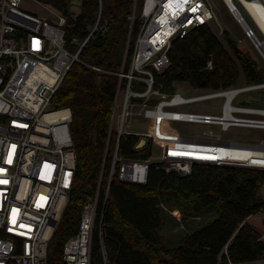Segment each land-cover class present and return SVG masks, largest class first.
Instances as JSON below:
<instances>
[{
  "label": "built area",
  "instance_id": "built-area-1",
  "mask_svg": "<svg viewBox=\"0 0 264 264\" xmlns=\"http://www.w3.org/2000/svg\"><path fill=\"white\" fill-rule=\"evenodd\" d=\"M23 0H0V264H49V246L72 198L76 182L77 153L71 132L70 108H55L52 99L80 53L98 29V23L81 42L76 53L67 47L66 17L59 14L58 24L24 11ZM44 3L43 0H33ZM241 26L246 38L264 61V0H223ZM236 2L253 21L251 26ZM253 5L252 9L246 4ZM136 11V9H135ZM135 17L132 18V20ZM135 52L128 70L114 73L118 86L111 110L109 136L117 135L108 187L104 202L100 185L95 195L87 196L75 234L62 249L64 264H94V241L98 235L102 260L114 264L104 247V211L115 174L122 181L146 183L150 165L167 173L190 175L195 164H209L264 171V139L238 142L228 138L231 126L258 128L264 134V107L236 106L241 93L264 89V80L247 85L204 90L185 98L159 89L156 74L171 64L170 50L177 38L190 30L210 25L221 39L216 14L209 0H144ZM243 45L242 39H237ZM73 43H77L76 40ZM213 68L212 61L207 64ZM94 70L108 73L97 67ZM136 87V88H135ZM224 99L221 113H184L166 108L208 99ZM139 107V111L135 108ZM135 116L146 119L184 121L210 125L201 136L132 131ZM123 135H137L141 142L156 140L161 156L154 160L126 158L120 154ZM264 198V197H263ZM167 210L166 207H164ZM182 222L183 216L174 213ZM227 244L218 264H264L263 259L237 263Z\"/></svg>",
  "mask_w": 264,
  "mask_h": 264
},
{
  "label": "trees",
  "instance_id": "trees-1",
  "mask_svg": "<svg viewBox=\"0 0 264 264\" xmlns=\"http://www.w3.org/2000/svg\"><path fill=\"white\" fill-rule=\"evenodd\" d=\"M66 17V47L76 53L98 23V29L80 53L62 86L54 95L55 108H70L71 132L77 153L76 182L71 201L49 246V264H64L65 241L76 233L86 197L100 185L101 204L109 183L111 160L117 135L113 133L106 161L111 110L119 78L114 73L129 69L143 20L144 0H43ZM76 40L77 43H73ZM252 51L238 43L228 31L220 39L210 25L190 30L173 41L171 64L157 73L159 89L172 93L176 82H187L199 90H218L264 80V71ZM212 61L213 68H207ZM93 67L105 70L101 73ZM153 141L141 142L137 135H123L120 154L147 160ZM264 171L209 164H195L190 175L167 173L150 165L146 183L122 181L115 174L104 211V247L114 264H218L229 244L230 258L237 263L264 258V241L247 222L264 211L259 194ZM164 207L179 210L183 217L215 218L179 241L165 239ZM102 260L98 235L94 241V264Z\"/></svg>",
  "mask_w": 264,
  "mask_h": 264
},
{
  "label": "rangeland",
  "instance_id": "rangeland-1",
  "mask_svg": "<svg viewBox=\"0 0 264 264\" xmlns=\"http://www.w3.org/2000/svg\"><path fill=\"white\" fill-rule=\"evenodd\" d=\"M216 14V23L220 35L221 31L228 30L236 39L243 40V46L246 49L252 51L249 52L253 55L254 59L264 71V61L258 52L252 47L250 41L246 38L241 26L237 23L236 19L227 9L223 0H209ZM82 0H77L75 5L72 7V15L77 17L81 11ZM240 11L248 21V23L255 28V25L251 18L248 16L244 8L236 2ZM20 8L31 14L40 17L43 20L49 21L51 24H58L59 12L47 3H38L33 0H23L20 4ZM256 29V28H255ZM259 38L264 39L262 35L257 31ZM223 34L221 35V37ZM136 88V87H135ZM173 92L180 93L185 98L199 96L206 91L193 88L187 82H176L173 85ZM224 99H208L199 102L189 103L179 107L166 108V110L184 112V113H213L220 114ZM236 106H259L264 107V89L258 92H246L238 95L233 102ZM135 111H139V107L135 108ZM132 131L134 132H150V133H168V134H179L185 136H201L204 132L213 129L210 125L198 124L193 122L184 121H170L160 119H146L142 116H135L132 121ZM228 138L238 142H260L264 139L262 129L242 127V126H231L228 129ZM162 154L161 145L156 140L153 147V159L157 160ZM259 194L264 197V184L261 186ZM174 213L181 215L179 210L164 209V227L162 234L165 239H169L173 242L179 241L185 235L196 231L201 228L204 224L209 223L215 218L214 214H208L206 216L183 217L182 222L179 221ZM247 222L253 225L256 230L262 236L264 241V211L251 216L247 219Z\"/></svg>",
  "mask_w": 264,
  "mask_h": 264
},
{
  "label": "bare ground",
  "instance_id": "bare-ground-1",
  "mask_svg": "<svg viewBox=\"0 0 264 264\" xmlns=\"http://www.w3.org/2000/svg\"><path fill=\"white\" fill-rule=\"evenodd\" d=\"M228 4H232L231 0H227ZM246 4L252 9L253 5L249 2H246ZM259 22L261 23V25H263V20L261 19V17H258Z\"/></svg>",
  "mask_w": 264,
  "mask_h": 264
},
{
  "label": "water",
  "instance_id": "water-1",
  "mask_svg": "<svg viewBox=\"0 0 264 264\" xmlns=\"http://www.w3.org/2000/svg\"><path fill=\"white\" fill-rule=\"evenodd\" d=\"M136 3H137V0H136V2H135V8H134V13H135V9H136Z\"/></svg>",
  "mask_w": 264,
  "mask_h": 264
}]
</instances>
